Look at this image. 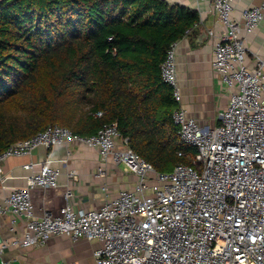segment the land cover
Returning a JSON list of instances; mask_svg holds the SVG:
<instances>
[{"label":"built area","instance_id":"built-area-1","mask_svg":"<svg viewBox=\"0 0 264 264\" xmlns=\"http://www.w3.org/2000/svg\"><path fill=\"white\" fill-rule=\"evenodd\" d=\"M211 4L222 29L213 44L211 67L227 104L213 127L199 125L180 107L172 112L179 140L195 149L193 166L178 164L169 173H158L112 125L87 137L49 126L0 152V186L6 180L1 169L6 159L70 144L98 151L95 177L104 179L110 163L133 175L135 183L114 198L102 187L104 201L91 210L75 209V194L67 186L55 213L36 216L33 193L57 189L61 171L47 159L24 165L30 173L25 186L13 189L0 205V214L11 218V238L1 241L0 256L4 249L42 247L65 236L98 241L95 264H264V51L250 54L248 66L250 56L240 37L241 31L249 35L260 26L264 5L243 9L236 20L232 0ZM175 47L167 51L160 74L179 104ZM68 176L75 178V172ZM18 220L24 226L19 235Z\"/></svg>","mask_w":264,"mask_h":264},{"label":"trees","instance_id":"trees-1","mask_svg":"<svg viewBox=\"0 0 264 264\" xmlns=\"http://www.w3.org/2000/svg\"><path fill=\"white\" fill-rule=\"evenodd\" d=\"M196 22L164 0L1 1L0 152L49 126L87 137L112 125L158 173L193 166L160 67Z\"/></svg>","mask_w":264,"mask_h":264},{"label":"crops","instance_id":"crops-1","mask_svg":"<svg viewBox=\"0 0 264 264\" xmlns=\"http://www.w3.org/2000/svg\"><path fill=\"white\" fill-rule=\"evenodd\" d=\"M3 0H0V2ZM170 5H176L195 12L198 22L191 31L176 43L175 64L177 87L180 94L179 104L186 115L195 119L201 126L213 127L218 124V117L227 104V93L221 86L217 75L211 67L213 58V44L222 31L216 23L212 11L213 0H164ZM264 5V0H232L231 17L239 20L243 9L250 6ZM212 32V35L209 34ZM250 54L262 53L264 46V20L252 34L241 31ZM251 56L246 60L252 65ZM50 160L51 164L59 167L61 174L57 189L42 191L35 190L32 202L36 216L46 212L55 213L62 205V192L69 186L75 197L72 204L75 209H97L104 201L105 194L102 187H106L110 198H114L120 190L130 189L136 178L127 174L122 167L115 168L107 165L108 175L104 179L95 177L94 172L100 162L98 151L77 144L50 149L38 148L31 155L12 157L1 164L2 174L6 178L0 186V205L13 189L24 187L29 171L23 169L29 163H40ZM40 165H35V170ZM74 171L75 178L68 174ZM11 218L0 214V243L11 238ZM24 229L23 221L18 220L15 225L16 234ZM100 247L98 241L79 239L72 241L65 236L50 239L42 247H32L24 250L4 249L0 256L2 261L11 264H95L94 251Z\"/></svg>","mask_w":264,"mask_h":264},{"label":"rangeland","instance_id":"rangeland-1","mask_svg":"<svg viewBox=\"0 0 264 264\" xmlns=\"http://www.w3.org/2000/svg\"><path fill=\"white\" fill-rule=\"evenodd\" d=\"M215 126V125H214ZM121 168V167H120Z\"/></svg>","mask_w":264,"mask_h":264}]
</instances>
